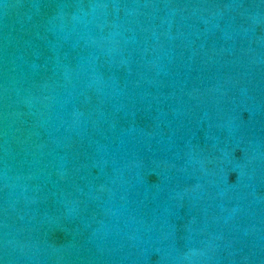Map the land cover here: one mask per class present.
I'll list each match as a JSON object with an SVG mask.
<instances>
[{"label": "water", "instance_id": "1", "mask_svg": "<svg viewBox=\"0 0 264 264\" xmlns=\"http://www.w3.org/2000/svg\"><path fill=\"white\" fill-rule=\"evenodd\" d=\"M0 264H264V2L0 0Z\"/></svg>", "mask_w": 264, "mask_h": 264}, {"label": "snow or ice", "instance_id": "2", "mask_svg": "<svg viewBox=\"0 0 264 264\" xmlns=\"http://www.w3.org/2000/svg\"><path fill=\"white\" fill-rule=\"evenodd\" d=\"M262 2H264V0H262Z\"/></svg>", "mask_w": 264, "mask_h": 264}]
</instances>
